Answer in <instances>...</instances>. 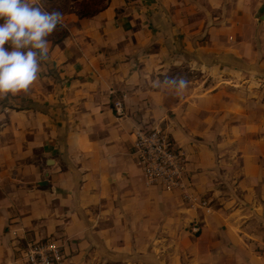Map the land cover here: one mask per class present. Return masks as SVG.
I'll return each instance as SVG.
<instances>
[{
  "label": "crops",
  "instance_id": "obj_1",
  "mask_svg": "<svg viewBox=\"0 0 264 264\" xmlns=\"http://www.w3.org/2000/svg\"><path fill=\"white\" fill-rule=\"evenodd\" d=\"M65 17L31 88L0 98V264L50 237L64 264H264V0ZM155 127L209 208L147 183L134 144Z\"/></svg>",
  "mask_w": 264,
  "mask_h": 264
},
{
  "label": "clouds",
  "instance_id": "obj_2",
  "mask_svg": "<svg viewBox=\"0 0 264 264\" xmlns=\"http://www.w3.org/2000/svg\"><path fill=\"white\" fill-rule=\"evenodd\" d=\"M37 0H0V98L27 92L49 54L46 39L62 24L59 12L33 7ZM12 46L9 51L5 45ZM26 50V51H24ZM177 84L176 81H172ZM178 87H185L180 80Z\"/></svg>",
  "mask_w": 264,
  "mask_h": 264
},
{
  "label": "built area",
  "instance_id": "obj_3",
  "mask_svg": "<svg viewBox=\"0 0 264 264\" xmlns=\"http://www.w3.org/2000/svg\"><path fill=\"white\" fill-rule=\"evenodd\" d=\"M122 112V101H116ZM135 155L149 185L157 184L168 192H180L192 206L209 208L206 200L199 199L188 177L185 153L176 141L159 127L136 132ZM198 231V227H194ZM16 233V232H15ZM66 254L57 238H45L30 244L25 252L26 264H64Z\"/></svg>",
  "mask_w": 264,
  "mask_h": 264
},
{
  "label": "rangeland",
  "instance_id": "obj_4",
  "mask_svg": "<svg viewBox=\"0 0 264 264\" xmlns=\"http://www.w3.org/2000/svg\"><path fill=\"white\" fill-rule=\"evenodd\" d=\"M111 0H37L33 7H39L41 11L48 13L59 12L62 16V24H58L57 28L46 39L54 42H60L68 34L65 17L68 14H76L80 16H90L103 7H105ZM187 74L183 75L186 77Z\"/></svg>",
  "mask_w": 264,
  "mask_h": 264
},
{
  "label": "trees",
  "instance_id": "obj_5",
  "mask_svg": "<svg viewBox=\"0 0 264 264\" xmlns=\"http://www.w3.org/2000/svg\"><path fill=\"white\" fill-rule=\"evenodd\" d=\"M0 21H3V20H0ZM65 36H67V32H66ZM61 40H62V39H61ZM61 40H59V41H61Z\"/></svg>",
  "mask_w": 264,
  "mask_h": 264
}]
</instances>
